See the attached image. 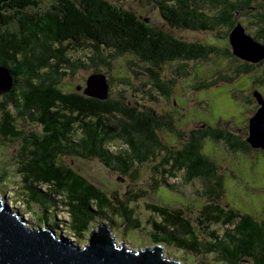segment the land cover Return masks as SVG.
Wrapping results in <instances>:
<instances>
[{"label":"trees","instance_id":"trees-1","mask_svg":"<svg viewBox=\"0 0 264 264\" xmlns=\"http://www.w3.org/2000/svg\"><path fill=\"white\" fill-rule=\"evenodd\" d=\"M125 1L50 0L46 6L44 0H9L0 4V68L11 78V89L0 94L4 95L0 136L19 144L16 172L21 192L15 204L23 205L33 218L37 216L36 224L50 228L58 238L84 241L95 225L113 228L116 221L123 232H138L143 225L131 203L146 191L129 192L125 199L114 192L110 197L64 161H99L136 183L139 169L151 164L159 177L149 188L153 192L163 188L177 194V186L167 182L179 176L182 184L201 180L206 185L207 203L195 224L208 241L201 242L183 208L147 204L152 247L215 255L226 264L244 260L264 264V220L223 205L218 166L202 153L205 141H213L231 152L264 154L247 142L251 117L242 120L248 121L246 131L237 124L243 131L240 135L229 130L228 122L215 127L204 123L203 128L185 133L177 129L180 120L159 115L150 103L156 100L153 92L167 100L174 90V80H163L160 73L163 65L171 63L185 68L189 63H213L212 58L227 62L226 74L216 71L213 77L202 71L190 75V90L210 92L240 78L263 88L264 69L259 77L255 72L264 60L250 63L237 58L229 35L241 22L247 26L246 33L264 45V0H147L174 34L124 9L119 2ZM180 31L211 33L218 43L175 37ZM122 57L145 66L147 83L134 91L138 101L109 95V91L104 100L91 98L83 94L82 85L66 91L65 76L72 78L80 70L89 72L88 77L105 76L102 69L109 71L112 62ZM188 69L178 70V75L189 76ZM5 103L13 110L4 109ZM21 121L40 131L23 132L18 127ZM57 214H65L67 220L59 221Z\"/></svg>","mask_w":264,"mask_h":264},{"label":"rangeland","instance_id":"rangeland-1","mask_svg":"<svg viewBox=\"0 0 264 264\" xmlns=\"http://www.w3.org/2000/svg\"><path fill=\"white\" fill-rule=\"evenodd\" d=\"M44 4L48 6L50 0H44ZM114 4H118L114 2ZM124 9H131L136 14L147 20L148 23L159 27L160 29L173 33L167 25L164 23L158 11L153 8V5L147 0L141 2L127 0L125 2H119ZM240 24H242L240 22ZM245 28V33H248L247 26L242 24ZM246 33V34H247ZM174 34V33H173ZM175 37L184 39L191 42H199L204 44H215L216 37L211 33L203 32H190L180 31L175 33ZM226 42V40H225ZM219 47V46H218ZM215 62L210 61L207 64L195 63L194 65H187L185 68L179 67L178 63H171L163 65L160 73L163 80H174V90L171 92L169 99L162 98L159 93H152L155 97V101L151 99L150 103L152 108L161 116L173 117L176 120H180L181 126L177 129L180 132H187L193 128H203L204 125L215 127L217 123L223 125V122H228L229 130L235 134H243L241 128L237 126H244L246 131L247 122L243 121L244 116L247 118L252 117L253 110L258 107L255 104L252 93L257 90L264 94V87L257 89L256 85L246 82L244 78L237 79L236 82L219 84L218 89H210V92L190 90L189 86L192 84L190 75L204 71L206 75L215 76L216 71L227 73V62L223 60ZM241 60V59H240ZM228 63H230L228 61ZM190 66L189 76H179L178 70H184ZM233 68V66H231ZM145 66L138 62H134L130 57L117 58L112 62V68L109 71L102 69L105 74V79L108 82L111 79V84L108 86L109 95H120L126 97L131 101H138L139 98L134 93L135 90L141 89L144 84L147 83V76L144 70ZM264 69V65L257 69L256 76L259 77ZM90 75L89 72L79 71L75 73L74 77H64L65 89L67 92L72 91L75 86L82 85L86 87V79ZM126 80V81H124ZM126 83V84H125ZM178 90H181L178 93ZM264 98V95H262ZM185 98V99H183ZM183 99V100H181ZM189 103H188V101ZM247 100H249L247 102ZM4 99L0 96V106L3 105ZM180 104L179 105H177ZM4 109L12 111L11 107L5 103ZM1 119V118H0ZM224 120V121H223ZM219 121V122H218ZM205 123V124H204ZM219 125V126H220ZM218 126V127H219ZM18 127L23 132L27 133L32 131L39 132L40 128L37 126H31V124H24L22 121L18 124ZM18 142H10L3 139L0 136V201L9 208L10 212H18L23 221L28 224L30 229L42 228L50 231V228L46 226H38L36 224V217H32L29 210H25L23 205L15 204L16 197L20 196L19 178L17 177V155L19 154ZM170 143V142H169ZM173 144V143H172ZM113 150L112 148H110ZM202 153L209 159L214 161L218 166L217 174L221 178L223 188V205L229 204L231 208L242 212H248L252 214L257 221L264 220V154H242L237 152H231L225 148L221 143H214L213 141H205L202 147ZM73 168L91 183L100 187L106 191L108 196L111 193H116L118 196H122L124 199L129 197L127 193H138L140 191H146L147 194L136 202L131 203L136 211V218L142 223L143 228L138 232H123V228L116 221V226L111 228L109 225L99 224L95 225V229L92 230L91 235H86V239L83 241H75L74 237H62L70 243L71 247H77L84 249L89 244V240L92 239L93 234L99 232V227L106 228L109 231V235L113 239L114 249L121 251L123 248L125 251L131 252L133 255H137L138 252H144L153 249L149 239L150 229L146 225V222L151 217V214L147 211V204H156L164 206L181 207L186 212V217L194 225L198 238L201 242H208L207 238L199 231L195 224L196 217L199 210L207 203V195L205 192L206 185L201 180H194L187 185L181 183V177L179 176L175 180H168L170 187L172 185L177 186L178 193H172L166 191V189L159 188L155 192L151 189V185L154 180H159V177L154 174L151 169V164L143 165L139 169L140 179L138 183L132 181L129 178H125L120 174L112 172L105 168L99 161L94 162H82V161H69ZM174 189V188H173ZM33 210L38 208L33 205ZM18 216V215H17ZM20 218V219H21ZM59 221H66L67 216L65 214H57ZM101 222V221H99ZM105 225V226H103ZM109 229H108V228ZM216 229V227H215ZM59 231V230H58ZM61 231V230H60ZM95 231V232H94ZM55 236L53 231H51ZM50 232V233H51ZM58 233V232H57ZM112 234V236H111ZM60 237L59 235H57ZM56 236V237H57ZM62 236H67L65 231H62ZM57 239H61L58 238ZM160 249V248H159ZM163 254L161 257L164 260L176 264H226L220 261L215 255H195L188 252L179 251L172 247L162 249ZM229 264V263H228ZM238 264H251L249 260L241 261Z\"/></svg>","mask_w":264,"mask_h":264},{"label":"water","instance_id":"water-1","mask_svg":"<svg viewBox=\"0 0 264 264\" xmlns=\"http://www.w3.org/2000/svg\"><path fill=\"white\" fill-rule=\"evenodd\" d=\"M7 1L0 0V4ZM229 40L237 58L250 63L264 60V45L246 34L240 24L231 31ZM10 89L8 71L0 68V94ZM83 94L95 99H106L108 85L105 76L88 77ZM253 95L259 108L249 120L247 142L252 148L264 151V99L258 92ZM50 232L42 228L30 229L23 219L10 212L0 201V264H176L161 257V247H153L137 255L124 248L115 250L113 239L108 236L110 233L105 227L100 229V233L93 234L83 250L71 247L65 239H57Z\"/></svg>","mask_w":264,"mask_h":264},{"label":"flooded vegetation","instance_id":"flooded-vegetation-1","mask_svg":"<svg viewBox=\"0 0 264 264\" xmlns=\"http://www.w3.org/2000/svg\"><path fill=\"white\" fill-rule=\"evenodd\" d=\"M1 97H3V98H4V95H3V96H1Z\"/></svg>","mask_w":264,"mask_h":264}]
</instances>
